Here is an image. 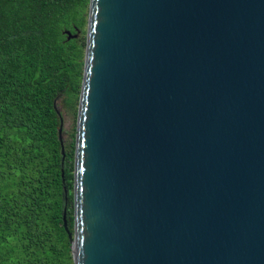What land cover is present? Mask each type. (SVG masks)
Listing matches in <instances>:
<instances>
[{"label": "water", "instance_id": "95a60500", "mask_svg": "<svg viewBox=\"0 0 264 264\" xmlns=\"http://www.w3.org/2000/svg\"><path fill=\"white\" fill-rule=\"evenodd\" d=\"M86 37L74 264H264V0H90Z\"/></svg>", "mask_w": 264, "mask_h": 264}, {"label": "trees", "instance_id": "16d2710c", "mask_svg": "<svg viewBox=\"0 0 264 264\" xmlns=\"http://www.w3.org/2000/svg\"><path fill=\"white\" fill-rule=\"evenodd\" d=\"M89 6L0 0V264H74L76 127L63 155L54 103L77 122Z\"/></svg>", "mask_w": 264, "mask_h": 264}, {"label": "rangeland", "instance_id": "374dc122", "mask_svg": "<svg viewBox=\"0 0 264 264\" xmlns=\"http://www.w3.org/2000/svg\"><path fill=\"white\" fill-rule=\"evenodd\" d=\"M59 110L63 114L64 120V141L66 142L70 139V134L73 132L74 127H76V116L72 113H68L63 106V103L60 101L58 104Z\"/></svg>", "mask_w": 264, "mask_h": 264}]
</instances>
